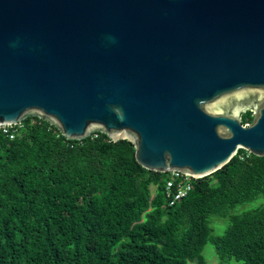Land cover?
<instances>
[{
  "label": "water",
  "instance_id": "water-1",
  "mask_svg": "<svg viewBox=\"0 0 264 264\" xmlns=\"http://www.w3.org/2000/svg\"><path fill=\"white\" fill-rule=\"evenodd\" d=\"M29 117L158 173L264 157V0H0V126Z\"/></svg>",
  "mask_w": 264,
  "mask_h": 264
},
{
  "label": "trees",
  "instance_id": "trees-1",
  "mask_svg": "<svg viewBox=\"0 0 264 264\" xmlns=\"http://www.w3.org/2000/svg\"><path fill=\"white\" fill-rule=\"evenodd\" d=\"M21 125L0 130V264H207L208 242L222 261L264 264V157L239 149L170 206L169 173L139 165L129 141Z\"/></svg>",
  "mask_w": 264,
  "mask_h": 264
},
{
  "label": "built area",
  "instance_id": "built-area-1",
  "mask_svg": "<svg viewBox=\"0 0 264 264\" xmlns=\"http://www.w3.org/2000/svg\"><path fill=\"white\" fill-rule=\"evenodd\" d=\"M21 126V122L15 125H1L0 130L3 133L8 134L9 138L12 139L16 135L17 127ZM195 179L196 178H193L188 174L170 172L165 184V195L168 204L172 206L177 201L185 197L190 192L193 180Z\"/></svg>",
  "mask_w": 264,
  "mask_h": 264
},
{
  "label": "rangeland",
  "instance_id": "rangeland-1",
  "mask_svg": "<svg viewBox=\"0 0 264 264\" xmlns=\"http://www.w3.org/2000/svg\"><path fill=\"white\" fill-rule=\"evenodd\" d=\"M151 191H152V193L154 192V187H151ZM246 206L249 207L250 205H246ZM240 207H238L237 210ZM243 207H245V206H243ZM214 218L215 217H212L211 220L214 219ZM217 223H218V220H216V219L213 220V223H212L213 225L212 226L216 227ZM222 231L223 230L217 231V232H215V234H220V233H222ZM202 254L205 257V259L207 261V264H239V262H237L234 259H231V260H228V261H222L217 256V254L215 252V249H214L213 245L210 242H208L207 244H205V246L203 248V251H202ZM190 264H194V263H190Z\"/></svg>",
  "mask_w": 264,
  "mask_h": 264
}]
</instances>
